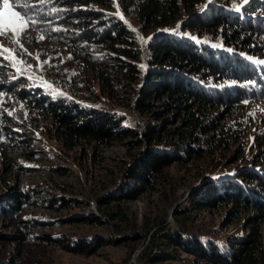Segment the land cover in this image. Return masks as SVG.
<instances>
[{
    "label": "trees",
    "instance_id": "16d2710c",
    "mask_svg": "<svg viewBox=\"0 0 264 264\" xmlns=\"http://www.w3.org/2000/svg\"><path fill=\"white\" fill-rule=\"evenodd\" d=\"M205 3L41 0L44 15L40 19L51 22L50 33L68 38L73 46L74 55L66 61L74 68L69 73L72 80H67L70 85L77 81L87 87L85 80L90 75L98 81V89L105 82L127 83L130 88L128 104L118 111L62 97L51 87L41 88L46 100L40 99L37 108L52 118L57 138L69 148L84 139L110 143L130 136V142L141 148L119 166V183L99 192L95 209L82 214L86 222H97L99 227L88 232L35 234L32 239L91 254L104 244L146 238L138 252L139 264L172 260L264 264V169L257 167L264 164V148L253 153L252 167L227 175L220 174L228 169L219 160L224 155L220 152L232 151L242 132V123L226 120L227 114L243 101L264 98V52H260L264 45L254 35L264 37V0ZM132 107L142 123L125 126L123 121ZM255 142L263 146L264 133L257 134ZM175 165L185 171L172 172ZM217 174L221 176L214 177ZM189 175L194 178L189 186L204 178L178 201V186ZM146 190L158 191L163 201L171 203V219L168 212L163 216L144 213L140 224L131 217L123 201ZM28 194L12 190L0 205V217L18 216ZM69 198L59 194L49 206L70 207ZM221 204H230L237 212L251 209L240 229L229 232L198 217L200 210L211 211ZM41 218L54 219L30 215L15 220L29 225L38 224ZM227 219L231 217L226 215ZM11 236L15 252L21 251L27 237ZM113 264L128 261L124 257Z\"/></svg>",
    "mask_w": 264,
    "mask_h": 264
},
{
    "label": "rangeland",
    "instance_id": "374dc122",
    "mask_svg": "<svg viewBox=\"0 0 264 264\" xmlns=\"http://www.w3.org/2000/svg\"><path fill=\"white\" fill-rule=\"evenodd\" d=\"M213 1L206 0L205 5ZM243 1L245 3V0H239L240 3ZM20 3L28 5L23 9L27 13L25 19L28 22L22 30L14 33L8 30L7 34L0 35V205L9 199L14 189L26 190L29 194L25 206L17 210L18 216L0 217V233L4 237L0 240V264H113L124 257L128 264H139L138 252L146 238L115 245L104 244L91 254L74 253L32 239L35 234L88 232L91 228L99 227L97 222H86L82 214L91 208L95 209L99 192L112 189L119 183V166L125 160L130 161L141 145L130 142V136L115 138L110 143L84 139L69 148L62 144L56 136L57 130L52 118L49 115L43 116L37 108L40 99L46 100L41 94V88L51 87L62 97L106 106L113 111L122 110L128 104L130 88L127 83L105 82L103 89H98V81L90 75L85 80L87 87L77 81L70 85L67 80H72L69 73L74 68L69 67L66 61L74 55L71 42L68 38L50 33L54 25L40 19L44 15L39 8L41 0H20ZM48 10L51 11L50 7ZM129 26L135 30L134 26ZM254 35L255 40L264 45V37ZM141 40L145 50L143 36ZM218 109L227 114L226 108L219 106ZM228 118L233 122H241L242 132L238 141L234 142L232 151L220 152L224 155L219 160L227 163L225 168L228 169L221 175L233 173L239 168L252 167L253 153L264 148V145L259 146L255 142L257 134L264 133V98L241 102L227 114L226 120ZM141 123V115L133 107L127 111L123 125ZM232 154L233 158L236 156L234 159ZM257 167L264 169V164ZM184 169L178 165L171 167L174 173L183 172ZM203 178H197L189 186L194 178L187 176L185 183L178 186V201ZM59 194L71 197L67 201L71 202L70 207L49 206L51 199ZM123 202L131 217L139 224L144 213L152 215L157 212L163 216L168 212L167 218L171 219V203L163 201L156 190H146L136 198ZM231 210L234 208L230 204H221L211 211L200 210L198 217L210 225L218 224L226 231H235L240 229L244 216L250 214L251 209L240 212L237 209ZM236 212L238 217L234 216ZM225 213L227 218L231 217L228 221ZM30 215H49L54 219L41 218L38 224L29 225H22L23 221L15 220L18 217L24 220ZM137 230L142 228L138 226ZM12 234L27 237L19 252H15ZM130 244L135 245L132 247ZM161 264L194 263L172 260Z\"/></svg>",
    "mask_w": 264,
    "mask_h": 264
},
{
    "label": "snow or ice",
    "instance_id": "6c2138e0",
    "mask_svg": "<svg viewBox=\"0 0 264 264\" xmlns=\"http://www.w3.org/2000/svg\"><path fill=\"white\" fill-rule=\"evenodd\" d=\"M27 7L28 5L21 4L20 0H0V35L7 34L8 30L14 33L24 28L28 21L25 19L27 13L23 12V9ZM5 51L10 50L5 49Z\"/></svg>",
    "mask_w": 264,
    "mask_h": 264
}]
</instances>
